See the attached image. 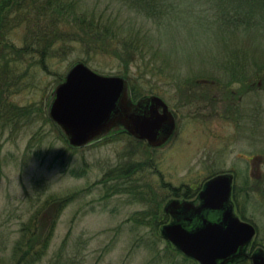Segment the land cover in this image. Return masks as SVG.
<instances>
[{
  "label": "rangeland",
  "instance_id": "rangeland-1",
  "mask_svg": "<svg viewBox=\"0 0 264 264\" xmlns=\"http://www.w3.org/2000/svg\"><path fill=\"white\" fill-rule=\"evenodd\" d=\"M15 1L9 20L0 23L6 26V32L0 28V77L5 83L0 92L7 109L32 108L35 113L11 122L0 119V264H23L35 257L26 255V243L41 222L53 234L37 264L61 254L77 264H197L143 218L148 208L137 200L138 193L114 194L112 185L103 183L111 168L128 162L143 169L135 186L151 183L163 212L175 198L164 200L161 181L199 187L210 176L233 174L235 211L257 227L253 248H264V79L253 70L264 62V22L260 31L221 27L214 24L205 0H189L186 20L181 16L178 22L185 28L176 42L162 41L166 70L134 75L143 91L138 98L158 96L176 114L177 131L169 144L154 150L128 135H116L76 150L46 123L42 110L47 115L50 94L71 66L83 62L85 53L73 44L63 54L59 43L51 51L54 56L43 62L24 55L28 26L16 12L34 14L35 0ZM78 1L86 11L118 17V24L131 18L123 0ZM225 56L245 59V70L237 75L254 72L244 81L235 78L233 67L222 60ZM93 62L100 66L88 64L95 72L121 76L116 61L98 57ZM62 200L66 204L60 207Z\"/></svg>",
  "mask_w": 264,
  "mask_h": 264
},
{
  "label": "trees",
  "instance_id": "trees-1",
  "mask_svg": "<svg viewBox=\"0 0 264 264\" xmlns=\"http://www.w3.org/2000/svg\"><path fill=\"white\" fill-rule=\"evenodd\" d=\"M11 1H0V23L9 20L8 16H11ZM22 1L26 2L28 0ZM188 1L123 0L131 11V18L125 23L118 24V17H115L116 20H114L110 17H105L96 10L86 11V9H83L84 5L82 2L78 0H35L33 3L34 14L31 13V10L27 13L22 10L16 12L20 14V17H18L20 18V23H25L28 26V30L27 28L25 30V46L22 49V53L24 55H36L43 62L47 58L54 56L51 55V51L55 45L59 43L63 44L62 50L64 54L67 53L71 45L78 44L80 49L85 53L83 62L87 65L91 64L95 68H100L99 65L93 62L98 57L116 61L119 66V75L129 81L134 100L140 99L138 97L143 94V91L136 84L137 78L134 75H139L142 71L148 69L150 71L166 70L165 63L161 61V56L164 52L162 41L166 38V40L176 42V39L179 37L178 34L185 28V26L180 25L178 22L182 20L181 16H184V20H186L188 12L186 3ZM15 3L18 4L16 1ZM204 3L208 7V10L212 11L215 15V25L225 26L232 30L233 28H237V30H261V22H264V0H205ZM30 7L32 8V5ZM4 27L6 28L5 25L0 26L3 30ZM177 30L179 31L177 32ZM4 32L6 31L4 30ZM174 47L177 49L178 43H175ZM240 59L241 57L239 56H225L222 58V60L228 61L227 63L233 67L234 72H236L235 75L239 71L245 70V59L243 58V61H240ZM42 66L44 67V65ZM253 70L255 71L254 74L258 72L259 75H263L264 79V62H259L256 70ZM254 71H247L245 75H237L235 78L242 76V81H244L246 76L252 74L251 72ZM7 72V68H4L3 74ZM208 83H213V81H208ZM4 84L1 82L0 77V88L3 87V90H5ZM5 103L4 93L0 92V119L2 121L11 122L35 113L32 108L15 109L10 106L7 109ZM7 104L9 105L8 102ZM42 114L45 115L44 119L46 123H50L57 131L59 138L68 145L59 128L47 117L44 109L42 110ZM116 135L127 134L119 133ZM136 166H139V164L131 166L128 162L116 166L115 169L111 168L106 173L103 183L112 185L111 189L114 194L124 193L125 195L134 196L135 193H138L140 197L137 200L148 208L143 211V218L151 226L160 229L162 225L169 222V217L162 211L159 198L155 194L156 192L150 189L152 188L151 183H146L139 187L135 186L137 185L135 177L143 172V169H136ZM213 176H210L208 179ZM201 186L182 185L175 187L163 181L160 182V189L165 193L164 200L167 197L191 200L197 196ZM234 197L237 200L236 189ZM64 202L63 200L60 202V207L66 204ZM54 204L55 201L50 205L52 211L54 210ZM134 222L141 226L138 223V219H135ZM35 227V234L26 243V255L36 254L34 258H26L29 259V262H23V264L39 263L49 249L53 232L45 230L42 222L40 226L35 225ZM36 248L39 249L36 250ZM48 264L77 263H75L74 259L71 261L65 258V254H61L53 258Z\"/></svg>",
  "mask_w": 264,
  "mask_h": 264
},
{
  "label": "water",
  "instance_id": "water-1",
  "mask_svg": "<svg viewBox=\"0 0 264 264\" xmlns=\"http://www.w3.org/2000/svg\"><path fill=\"white\" fill-rule=\"evenodd\" d=\"M47 114L74 149L120 131L160 149L177 125L163 99L148 96L134 102L127 79L98 74L83 62L71 66L54 88ZM232 191L233 176L220 174L203 185L197 205L171 200L164 212L175 221L161 227L164 239L198 264H229L247 256L257 230L234 214ZM251 259L264 264V249H257Z\"/></svg>",
  "mask_w": 264,
  "mask_h": 264
},
{
  "label": "flooded vegetation",
  "instance_id": "flooded-vegetation-1",
  "mask_svg": "<svg viewBox=\"0 0 264 264\" xmlns=\"http://www.w3.org/2000/svg\"><path fill=\"white\" fill-rule=\"evenodd\" d=\"M258 76V75H257ZM204 82H205V84L207 83V80H204ZM214 83V82H213ZM208 84V83H207ZM174 115H175V118H176V120H177V117H176V114L174 113ZM177 125H178V122H177ZM250 161H251V163L253 164L254 163V161H255V159L253 158V157H251V159H250ZM222 174V173H221ZM223 174H226V173H223ZM228 174H231V173H228ZM232 176H233V194H232V198H231V202H232V204H233V209H234V214L237 216V217H239L241 220H244V215H243V213H240V216L236 213V211H235V208H237V206H238V204L235 202L236 201V199H235V197H234V192H235V177H234V175L233 174H231ZM202 189V188H201ZM201 189H200V191H201ZM199 191V192H200ZM199 194V193H198ZM179 201H186L185 199H182V200H179ZM187 201H190V202H193V203H195L196 205L198 204V195L195 197V198H193V199H191V200H187ZM245 221H247V220H245ZM247 222H249V221H247ZM251 224H253V223H251ZM254 225V224H253ZM255 226V225H254ZM256 227V226H255ZM256 229H257V227H256ZM257 249H260V247H258V248H253V242L251 243V244H249L248 246H247V248H246V251H245V253H246V255L247 256H245V257H241V258H238V259H236V260H234L233 262H231V263H229V264H235V263H237V262H250L251 264H253L252 263V259H251V256L254 254V252L257 250ZM264 249V248H263Z\"/></svg>",
  "mask_w": 264,
  "mask_h": 264
}]
</instances>
